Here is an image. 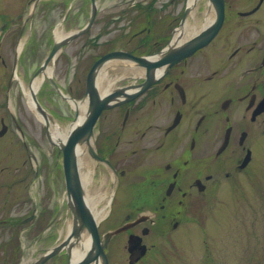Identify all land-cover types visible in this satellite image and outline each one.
I'll return each mask as SVG.
<instances>
[{"label":"flooded vegetation","instance_id":"obj_1","mask_svg":"<svg viewBox=\"0 0 264 264\" xmlns=\"http://www.w3.org/2000/svg\"><path fill=\"white\" fill-rule=\"evenodd\" d=\"M75 1L41 0L33 14L24 8L17 15L14 8L0 10L1 173L9 169L18 145L32 171L41 175L40 166L33 168L36 155L28 138L30 117L36 114L23 85L32 88L53 44L28 82L24 70L38 52L32 38L35 14L42 13L44 20L55 12L65 17L70 10L65 20L69 24ZM156 2L117 0L113 5L118 9L102 16L98 31L115 34L90 62L77 64V82L74 75L68 89L70 96L84 95L93 64L111 51L140 57L172 44L171 58L180 56L150 76L134 70L119 77L122 67L111 69L108 75L115 82H104L107 92L127 94L103 111L95 127L94 147L103 161L94 166L111 176L113 191L99 233L124 228L105 247L108 264L114 250L127 255L128 264H139L159 241L184 236L215 193L237 190L258 161H264V0H166L160 7ZM92 4L90 0V10ZM177 34L181 41L176 43ZM190 46L198 47L185 54ZM46 80L59 94L50 77ZM43 84L36 97L46 108L42 99L51 94ZM4 187L9 191L8 179L0 176V259L8 264L16 237L39 239L53 220L47 222V210L36 201V208L27 209L31 201L17 213L21 205L15 208L9 198L2 200Z\"/></svg>","mask_w":264,"mask_h":264},{"label":"rangeland","instance_id":"obj_2","mask_svg":"<svg viewBox=\"0 0 264 264\" xmlns=\"http://www.w3.org/2000/svg\"><path fill=\"white\" fill-rule=\"evenodd\" d=\"M116 1L98 0L101 9L100 17L93 26L94 28L71 41L52 64L53 76L65 93H69L68 89L74 78L77 64L90 62L104 49V42L115 34L107 32L101 34L98 31L102 16L118 9L113 5ZM146 1L142 0L143 3ZM165 1L157 0V6L160 7ZM26 4L27 0H0V10L14 8L13 15H17L20 14L21 8H24V11H30L31 7L25 6ZM131 12L132 10L129 11L126 23L132 16ZM89 13L90 0H77L72 7V21L64 26L61 24L64 12L45 15L44 20L42 13L35 14L32 38L37 44L38 52L34 63L29 62L24 70L27 82L49 52L54 41L53 31L57 27H63L65 32L78 30L88 21ZM28 33L31 34L30 31ZM80 79L84 84V73L80 75ZM74 82H77V75H75ZM43 85L51 95L48 100L43 98L42 103L63 127L69 126L75 117L71 104L53 92L48 80ZM32 115L28 138L32 141V151L36 155V160H33L34 168L40 166L41 175L38 177V172L32 171L31 163L23 148L16 145L9 169L4 173L0 172V176L7 177L9 183V191L7 187L2 190L4 197L2 200L7 202L9 198L15 208L21 205L15 210L21 214L24 211L22 210L23 205L31 202L32 195L33 201L44 205L47 210V222L49 223L52 219L55 224H48L51 227L44 238L35 240L33 235L27 241H23L26 246L28 245L23 258L22 251L16 250L18 243L16 237L14 246L11 244L14 255L8 264H27L35 260L61 242L67 234L68 223L71 222L72 225V217L68 213L66 203L63 157L58 155V149L48 141L45 125L36 115ZM253 171V175L245 178V182L237 190L215 193L207 201L206 209L199 217L196 215L194 220H191L184 236L159 241L139 264H264V161L259 160ZM93 176L95 186L101 188L106 197L110 199L112 195L111 176L104 170L96 168ZM33 201L30 206H26L27 209L34 207ZM104 224H101L102 230L105 229ZM67 262L68 256L62 254L46 264H67ZM0 264H2L1 259ZM112 264H128V256L121 251L115 252L114 250Z\"/></svg>","mask_w":264,"mask_h":264},{"label":"water","instance_id":"obj_3","mask_svg":"<svg viewBox=\"0 0 264 264\" xmlns=\"http://www.w3.org/2000/svg\"><path fill=\"white\" fill-rule=\"evenodd\" d=\"M218 9H219V16L222 17L220 12L221 10L220 8ZM95 13H96V8L87 28L81 30L78 33L71 34L70 36L64 38L63 40L55 43L54 48L43 68L46 67L48 62L54 57L56 52L63 45H65L69 40L76 37L77 35L85 33L89 29V27L94 21ZM196 47L197 46L190 47L188 53L194 51ZM183 52L181 53V55H183ZM170 54L171 53H169V51H166L163 54L162 58L156 61H150L146 58H135L123 52H114L104 56L94 65L88 76L87 96H88L89 105H88L85 121L70 131L68 138L65 142H60V143L53 142L50 133L48 132V137L52 142V144L59 146L60 151H63L64 154V172H65L66 185H67V194L69 199L68 206L73 215V228L61 244L52 248L49 252H47L43 257H41L40 260H38L34 264H43L49 258L61 253L64 250H67L69 257L72 258V253H71L72 245L74 243H79L81 241L82 234L86 230L92 236L91 246L90 248H88L85 256L82 259H80L77 262H73L71 260L69 264H98L100 260L102 261L101 264H107V258L104 252V248L107 246L112 234H107L104 237V241L101 240L97 229V223L92 217L90 209L88 208L85 202L84 190L81 185V181L78 173V165H77V148L79 144H83V143H86L90 147L89 152L91 156L99 160V157L92 150V147L90 145V139L93 136V129L96 121L102 114V111L110 107L109 102L115 97L114 95H110L105 99L100 98L95 85V75L96 72L98 71V67H100L106 61L116 58L133 59L134 61H137L138 64L147 67L148 73L151 74L154 71V69H156L157 67L167 64L169 61H176L180 57L179 55H177L174 58H171ZM39 110L43 112V110L40 107ZM44 116L47 115L44 113ZM139 242L140 241H138V243Z\"/></svg>","mask_w":264,"mask_h":264},{"label":"bare ground","instance_id":"obj_4","mask_svg":"<svg viewBox=\"0 0 264 264\" xmlns=\"http://www.w3.org/2000/svg\"><path fill=\"white\" fill-rule=\"evenodd\" d=\"M55 38L59 39L62 36L65 35V30L62 28H56L54 32ZM181 41V34H177L176 36V43ZM175 44V43H173ZM117 62H109L104 69H102V72L99 74L98 78V84L99 88L101 90V93L103 94L104 91L107 90L108 87H105L104 82L111 81L110 75L107 73V68L109 67H117ZM138 71L142 72L144 69L135 67L134 69H128V71ZM53 72V67L49 66L46 72H44L41 76L36 77L32 82V88L30 89L27 85H23L24 91L26 94V100L28 105L31 107V109L35 110V102L32 96V92H38L41 84L45 81L47 76H50ZM124 74H127L124 70ZM123 74V75H124ZM73 107H75V102H72ZM86 108L87 103L86 101H81L78 103V110L80 112L79 119H83L86 115ZM39 118H41L43 121L44 119L39 115ZM73 125H69L67 127H63L59 122L51 121L49 123V131L51 132V135L53 139L60 143L61 141H65L67 139V136L69 132L71 131ZM78 173L80 174L82 184L85 190V201L87 206L90 209V212L92 214V217L96 221L97 225H99L102 220L106 217V214L108 213V205H109V197L105 195V193L102 191L101 188H97L94 184V170L95 167L93 166L92 162L88 159V152L87 147L80 146L78 148ZM108 199V200H107ZM71 228V222L68 223V230L67 233L70 231ZM92 237L90 234L85 231L82 234V239L79 243H74L72 245L71 253H72V260L73 262H77L80 259H82L88 248L91 246ZM102 261L100 260L98 264H101Z\"/></svg>","mask_w":264,"mask_h":264}]
</instances>
